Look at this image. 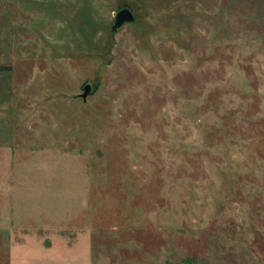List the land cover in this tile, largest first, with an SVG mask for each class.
I'll use <instances>...</instances> for the list:
<instances>
[{"label":"rangeland","instance_id":"374dc122","mask_svg":"<svg viewBox=\"0 0 264 264\" xmlns=\"http://www.w3.org/2000/svg\"><path fill=\"white\" fill-rule=\"evenodd\" d=\"M1 72L0 264H264V0H0Z\"/></svg>","mask_w":264,"mask_h":264},{"label":"water","instance_id":"95a60500","mask_svg":"<svg viewBox=\"0 0 264 264\" xmlns=\"http://www.w3.org/2000/svg\"><path fill=\"white\" fill-rule=\"evenodd\" d=\"M134 19H135L134 13L129 7L124 6L118 9L114 14L112 24L110 25V33L111 34L115 33L124 24L131 23L134 21ZM90 92H91V85L90 83L87 82L82 86V92L79 94V96L84 101L86 100Z\"/></svg>","mask_w":264,"mask_h":264},{"label":"crops","instance_id":"0c3cea01","mask_svg":"<svg viewBox=\"0 0 264 264\" xmlns=\"http://www.w3.org/2000/svg\"><path fill=\"white\" fill-rule=\"evenodd\" d=\"M1 73L2 74L0 75V79L3 80V83H4V81L7 80L8 78L5 75V72H1ZM0 106H3V107L5 106V103H4L3 99L0 100ZM6 138L7 137H5V134H3V133L0 132V155H3L0 158V174L2 176H4L5 173L7 175V173H9L10 172V169H11L10 162L8 164L7 163L6 164L4 163L5 162V158H4L5 156L4 155L8 156V154H11L12 153L11 144H10L11 141L10 142H5V139ZM8 160L10 161L9 156H8ZM1 202H2V205H0V206H3L4 207V200L2 199ZM3 212H4V210H3Z\"/></svg>","mask_w":264,"mask_h":264},{"label":"trees","instance_id":"16d2710c","mask_svg":"<svg viewBox=\"0 0 264 264\" xmlns=\"http://www.w3.org/2000/svg\"><path fill=\"white\" fill-rule=\"evenodd\" d=\"M96 86V85H95Z\"/></svg>","mask_w":264,"mask_h":264}]
</instances>
